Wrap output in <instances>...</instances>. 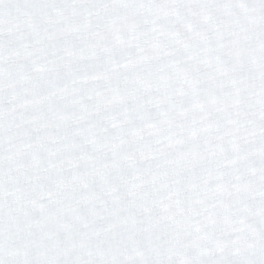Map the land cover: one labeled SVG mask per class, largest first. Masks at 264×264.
<instances>
[{"label": "snow or ice", "instance_id": "6c2138e0", "mask_svg": "<svg viewBox=\"0 0 264 264\" xmlns=\"http://www.w3.org/2000/svg\"><path fill=\"white\" fill-rule=\"evenodd\" d=\"M0 264H264V0H0Z\"/></svg>", "mask_w": 264, "mask_h": 264}]
</instances>
